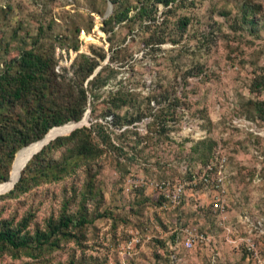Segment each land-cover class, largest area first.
<instances>
[{
  "label": "rangeland",
  "instance_id": "374dc122",
  "mask_svg": "<svg viewBox=\"0 0 264 264\" xmlns=\"http://www.w3.org/2000/svg\"><path fill=\"white\" fill-rule=\"evenodd\" d=\"M114 1L0 0V72L33 47L52 52L58 80L81 82L84 58L98 64L83 86L99 70L105 79L91 86L79 126L91 129L97 155L61 147L52 155L58 178L0 199V220L27 217L30 232L63 212L89 222L34 256L2 251L0 264H168L171 236L189 223L209 240L174 251V264H264V88L253 85L264 67V0ZM126 9L124 20L104 23ZM127 90L156 94L132 122L133 108L113 105ZM9 108L0 119L15 121L22 107ZM217 145L227 156L226 211H199L211 198L190 187L181 205L162 208L151 181L186 178Z\"/></svg>",
  "mask_w": 264,
  "mask_h": 264
},
{
  "label": "trees",
  "instance_id": "16d2710c",
  "mask_svg": "<svg viewBox=\"0 0 264 264\" xmlns=\"http://www.w3.org/2000/svg\"><path fill=\"white\" fill-rule=\"evenodd\" d=\"M112 2L115 1L112 0ZM167 4L168 2H166ZM148 6L149 3H142L138 14H147ZM127 11V9L124 12L113 10L104 23H118L124 20ZM72 48L77 49L78 45L74 44ZM83 60L84 62L80 63L75 70V76L81 77V82H76L75 86L65 80L57 79L54 72L55 59L51 51L47 52L33 47L24 49L14 63H10L0 72V108H8L7 114L11 109L10 105L15 104L22 107L20 115L17 114L18 118L15 121L0 119V153L3 146L8 148L7 156L2 157L0 154V183L12 180L13 162L20 149L37 143L39 139L41 141L45 133L54 126L64 125L70 120L81 119L86 109L87 94L89 91L92 92L91 86L98 82L99 85H102L105 81L102 79V70H99L87 81L90 88L86 89L82 81L93 73L98 62L91 58ZM253 85L254 88H264V67L258 75H255ZM90 94L94 95V93ZM118 97V101H115L113 105L133 108L134 113L127 120L132 122L145 114L146 106L143 104H149L151 100L156 99V94L149 93L143 100H140L138 93L127 90ZM169 105H172L170 101H168ZM69 144L71 147L68 150L74 151L75 157L83 160L94 158L99 150L91 136V129L86 126L75 128L68 135L57 136L30 157L21 169L20 176L13 188L0 194V199L23 193L42 180L58 178V175L53 171L52 155L59 148ZM213 149L200 165H204L209 160ZM195 169L188 167L186 177L188 181H191ZM193 188L201 189L202 185L197 183ZM160 196L163 201V195L160 194ZM199 211L207 215L211 214L209 204L204 205ZM88 222L89 220L85 216L80 215L76 218L72 214L63 212L55 221L49 220L45 228H36L30 232L27 229V217L16 224L11 220H0V252L5 250L9 252L21 251L28 256H34L46 247L57 246L61 239L67 240L74 237L71 228L82 227ZM171 237V240L174 241L176 233ZM168 264H171L169 255Z\"/></svg>",
  "mask_w": 264,
  "mask_h": 264
},
{
  "label": "built area",
  "instance_id": "2783aa9c",
  "mask_svg": "<svg viewBox=\"0 0 264 264\" xmlns=\"http://www.w3.org/2000/svg\"><path fill=\"white\" fill-rule=\"evenodd\" d=\"M226 166L227 156L224 149L217 145L214 147L211 157L204 165H199L195 169V173L191 176V181L186 178L178 179L174 182L168 180L151 181V185L163 195L164 200L162 208H174L183 203L186 188L193 187L200 183L201 189L195 191H202L210 197L209 207L212 214H222L227 209L226 202ZM204 205L197 203L195 208L198 210ZM209 240L206 232L202 231L199 226L192 224H182L177 229L176 239L168 243L170 251L168 252L170 263L174 264L175 258L174 251L179 248L192 249L197 245H206ZM130 248V245L127 246ZM129 252V251H128Z\"/></svg>",
  "mask_w": 264,
  "mask_h": 264
},
{
  "label": "bare ground",
  "instance_id": "6f19581e",
  "mask_svg": "<svg viewBox=\"0 0 264 264\" xmlns=\"http://www.w3.org/2000/svg\"><path fill=\"white\" fill-rule=\"evenodd\" d=\"M86 118H87V116L85 115L84 118L82 119V122H86V120H85ZM68 123H70V122H68ZM75 126H76V123L73 122V123H70V124L66 123V125L64 124V126L61 125V127L57 126L55 128H52V129L49 130V132L46 134V136L43 139H41V141L40 140L38 142L36 141L37 143H32L31 145H29L27 147H23L22 149H20L17 152L15 160H14L15 161V167H14V171H13L12 180L10 182H8L5 186L0 187V189H2V188H10L14 184V182H16V180L19 177L20 170L25 165V163L27 162V160L30 157V155L35 150H37L44 142H46L48 139H50V138H52V137H54V136H56V135H58L60 133H63L65 130H67L69 128L72 129ZM13 165H14V162H13ZM6 182L0 183V185H3ZM5 190H7V189H5Z\"/></svg>",
  "mask_w": 264,
  "mask_h": 264
},
{
  "label": "water",
  "instance_id": "95a60500",
  "mask_svg": "<svg viewBox=\"0 0 264 264\" xmlns=\"http://www.w3.org/2000/svg\"><path fill=\"white\" fill-rule=\"evenodd\" d=\"M111 11V7L109 6V8H108V11H107V14H109V12ZM84 118V117H83ZM71 122H74V123H76V126L73 128V129H75L76 127H79L83 122H82V119L80 120V121H71ZM72 129V130H73ZM50 130V129H49ZM48 130V131H49ZM71 130V131H72ZM48 131L45 133V135L48 133ZM45 135L41 138V139H43L44 137H45ZM59 135H62V134H58V135H56V136H54V137H52V138H50V139H48L46 142H44L37 150H35L31 155H30V157L33 155V154H35L37 151H39L45 144H47L50 140H52V139H54L55 137H57V136H59ZM40 140V139H39ZM30 157L28 158V160L30 159ZM27 160V161H28ZM20 176V175H19ZM19 178V177H18ZM18 180V179H17ZM16 180V181H17ZM14 184H15V182H14ZM14 184L10 187V188H8L7 190H5V191H3V192H0V193H4V192H6V191H8V190H10V189H12L13 188V186H14Z\"/></svg>",
  "mask_w": 264,
  "mask_h": 264
}]
</instances>
